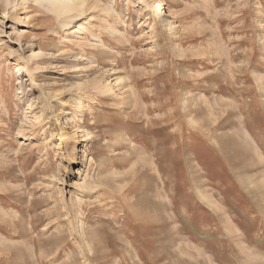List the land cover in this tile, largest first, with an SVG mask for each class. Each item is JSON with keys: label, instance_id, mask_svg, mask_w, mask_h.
Returning a JSON list of instances; mask_svg holds the SVG:
<instances>
[{"label": "rangeland", "instance_id": "rangeland-1", "mask_svg": "<svg viewBox=\"0 0 264 264\" xmlns=\"http://www.w3.org/2000/svg\"><path fill=\"white\" fill-rule=\"evenodd\" d=\"M79 1L0 0V264H264V0Z\"/></svg>", "mask_w": 264, "mask_h": 264}, {"label": "bare ground", "instance_id": "bare-ground-1", "mask_svg": "<svg viewBox=\"0 0 264 264\" xmlns=\"http://www.w3.org/2000/svg\"><path fill=\"white\" fill-rule=\"evenodd\" d=\"M38 1L42 3H46L49 6L51 5L53 7V10L59 16H61V14L66 12L75 11L80 4L79 0H38ZM83 26H84L83 23H79L78 26L71 31L72 34L75 35L78 34L79 32H82Z\"/></svg>", "mask_w": 264, "mask_h": 264}]
</instances>
